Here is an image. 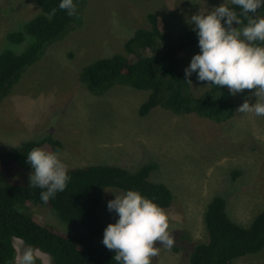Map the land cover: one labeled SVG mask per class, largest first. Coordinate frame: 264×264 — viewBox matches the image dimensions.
I'll return each mask as SVG.
<instances>
[{"label": "rangeland", "instance_id": "374dc122", "mask_svg": "<svg viewBox=\"0 0 264 264\" xmlns=\"http://www.w3.org/2000/svg\"><path fill=\"white\" fill-rule=\"evenodd\" d=\"M221 3L231 4V0H84L77 22L62 39L46 45L0 97V153H16L28 141L52 137L61 142L57 154L67 167L110 165L135 172L156 164L148 180L165 185L172 194L171 204L163 211L174 242L171 248L154 242L159 251L151 257V264H187L191 248L207 240L202 217L214 196L226 199V215L243 227L264 208L263 116L236 111L253 91L244 89L232 94L233 115L218 123L158 107L140 117L138 108L148 91L114 85L94 95L81 81V71L97 59L121 53L125 40L147 26V13L159 14L166 29L174 33L192 26V15ZM37 12L34 0H0V53H19L32 42L25 36L21 43L13 44L6 36L21 30ZM260 13L264 16V7ZM198 52L194 49L189 61ZM190 86L200 95L210 82L197 81L193 73ZM254 100L251 97L250 104ZM30 173L31 169L0 161V184L25 183ZM118 192L102 190L103 229L115 222V213L107 211L106 202L114 198L111 193ZM17 209L72 238L102 240L103 229L96 238H88L78 224L61 221L49 208L24 202ZM12 245L14 264H18L28 246L17 238ZM33 254L35 264H52L47 254L39 250ZM232 264H264V248L236 258Z\"/></svg>", "mask_w": 264, "mask_h": 264}, {"label": "trees", "instance_id": "16d2710c", "mask_svg": "<svg viewBox=\"0 0 264 264\" xmlns=\"http://www.w3.org/2000/svg\"><path fill=\"white\" fill-rule=\"evenodd\" d=\"M83 1L73 0L76 13L68 16L58 8L59 0H34L38 12L21 30L6 36L13 44L21 43L25 36L32 38V42L19 53L12 50L0 53V97L14 78L39 58L46 45L62 39L67 28L77 22V11ZM226 6L239 13L237 6ZM262 8L256 15L261 14ZM145 19L147 26L136 29L125 40L121 53L97 59L82 69L80 77L87 90L101 95L114 85H125L148 91L147 99L138 108L140 117L158 107L175 114H194L215 123L229 119L233 115V100L227 86L210 85L196 95L190 86L191 76L190 83L185 81L183 70L189 63L188 56L198 48L192 26H183L172 33L159 14L147 13ZM241 21L236 27L244 26L246 20L241 17ZM33 147L57 153L62 144L52 137L28 141L16 153H0V161L30 169L25 156ZM155 167L156 164L150 163L135 172L110 165L67 167L69 180L65 189L47 202L40 200L42 190L31 186L29 181L0 184V264H14L13 238L50 256L52 264H116L112 259L114 252L101 242L72 238L18 211L17 206L32 202L49 208L61 221L78 224L88 238L94 239L103 229L100 216L103 188L137 190L162 209L169 207L172 201L169 188L148 180ZM225 208L223 196H214L208 202L202 217L207 240L191 248L187 264H232L234 259L264 248V208L247 227L230 220Z\"/></svg>", "mask_w": 264, "mask_h": 264}, {"label": "clouds", "instance_id": "9594fccd", "mask_svg": "<svg viewBox=\"0 0 264 264\" xmlns=\"http://www.w3.org/2000/svg\"><path fill=\"white\" fill-rule=\"evenodd\" d=\"M231 4L239 13L221 3L206 14L198 12L190 17L199 52L183 70L185 81L195 73L197 81L227 86L229 94L253 90L236 111L264 116V43H257L264 42V16L256 15L264 0H231ZM58 8L68 16L76 13L73 0H59ZM241 17L246 23L238 29ZM251 97L255 100L250 104ZM25 159L31 169L29 184L42 190L41 201L47 202L65 189L68 170L56 152L33 147ZM111 194L114 198L106 202V209L114 212L116 219L103 229L101 243L114 252L116 264H151V257L159 251L154 242L171 248L174 241L160 206L133 189ZM18 264H35L31 246L22 251Z\"/></svg>", "mask_w": 264, "mask_h": 264}]
</instances>
